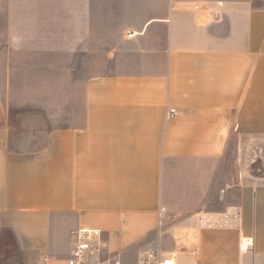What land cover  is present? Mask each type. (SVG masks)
Here are the masks:
<instances>
[{
  "label": "crops",
  "instance_id": "1",
  "mask_svg": "<svg viewBox=\"0 0 264 264\" xmlns=\"http://www.w3.org/2000/svg\"><path fill=\"white\" fill-rule=\"evenodd\" d=\"M18 108L45 121L38 151L7 148ZM254 147L264 0H0V229L23 262L66 264L84 226L135 264H264Z\"/></svg>",
  "mask_w": 264,
  "mask_h": 264
},
{
  "label": "rangeland",
  "instance_id": "2",
  "mask_svg": "<svg viewBox=\"0 0 264 264\" xmlns=\"http://www.w3.org/2000/svg\"><path fill=\"white\" fill-rule=\"evenodd\" d=\"M22 112L21 108L13 111L7 148L18 153L38 151L45 142V121L37 112L26 115H22ZM227 157L231 163L234 161V150L231 149L230 143L227 147ZM251 169L254 173H259L262 165L255 161L251 164ZM119 258L122 264H135L133 255H122ZM0 264H35L32 259L29 262L20 259L17 241L8 229H0Z\"/></svg>",
  "mask_w": 264,
  "mask_h": 264
},
{
  "label": "built area",
  "instance_id": "3",
  "mask_svg": "<svg viewBox=\"0 0 264 264\" xmlns=\"http://www.w3.org/2000/svg\"><path fill=\"white\" fill-rule=\"evenodd\" d=\"M176 114V109H167V118H172ZM164 214L165 210L160 208L159 218L162 219ZM70 235L72 247L66 258V264H122L119 257L110 255L106 251V244L100 229L80 226L71 229ZM251 246V238H245L240 243L242 251L249 250ZM136 264H175V262L172 258H163L159 249L150 248L138 252Z\"/></svg>",
  "mask_w": 264,
  "mask_h": 264
},
{
  "label": "water",
  "instance_id": "4",
  "mask_svg": "<svg viewBox=\"0 0 264 264\" xmlns=\"http://www.w3.org/2000/svg\"><path fill=\"white\" fill-rule=\"evenodd\" d=\"M256 143V141H255ZM264 158V153H261L259 152L256 147L254 148H250L248 151H247V154H246V158H245V161H246V171L248 173H251L253 176H260L262 175V173L264 172V168L262 166V170L259 172V173H254L253 170L251 169V164L255 161H259V163L261 164L262 163V159ZM262 165V164H261Z\"/></svg>",
  "mask_w": 264,
  "mask_h": 264
}]
</instances>
